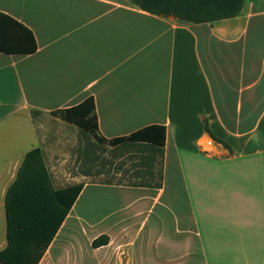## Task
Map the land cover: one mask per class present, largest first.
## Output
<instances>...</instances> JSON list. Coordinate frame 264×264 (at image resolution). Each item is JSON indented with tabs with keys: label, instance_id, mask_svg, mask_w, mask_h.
I'll return each instance as SVG.
<instances>
[{
	"label": "crops",
	"instance_id": "crops-1",
	"mask_svg": "<svg viewBox=\"0 0 264 264\" xmlns=\"http://www.w3.org/2000/svg\"><path fill=\"white\" fill-rule=\"evenodd\" d=\"M0 14L37 45L33 54L0 52V209L37 148L54 190L69 187L58 156L83 142L55 114L90 98L104 140L165 127L164 177L173 166L188 202L183 231L148 227L163 189L147 210L130 209L144 197L124 193L132 224L79 230L69 221L97 186L87 183L40 264H194L195 250L196 264H264V0L200 24L130 0H0ZM101 235L109 244L93 248Z\"/></svg>",
	"mask_w": 264,
	"mask_h": 264
},
{
	"label": "trees",
	"instance_id": "trees-1",
	"mask_svg": "<svg viewBox=\"0 0 264 264\" xmlns=\"http://www.w3.org/2000/svg\"><path fill=\"white\" fill-rule=\"evenodd\" d=\"M245 1L130 0L132 4L151 14L193 24L234 18L242 12ZM36 50L33 34L14 19L0 14V52L33 54ZM55 115L112 147L130 143L142 148L141 151L156 153L161 152L165 146L166 129L157 125L146 127L128 137L112 140L100 138L93 98ZM205 131L213 141L231 152L230 147L210 131L206 122ZM146 159L153 161L151 156ZM84 187L85 184H77L55 191L42 151L37 148L29 152L6 196L7 245L1 262L40 264ZM109 241L107 235H101L93 241L92 247L100 248L108 245Z\"/></svg>",
	"mask_w": 264,
	"mask_h": 264
},
{
	"label": "rangeland",
	"instance_id": "rangeland-1",
	"mask_svg": "<svg viewBox=\"0 0 264 264\" xmlns=\"http://www.w3.org/2000/svg\"><path fill=\"white\" fill-rule=\"evenodd\" d=\"M80 132L78 138L83 144L66 147L58 156L62 163L61 171L66 175L65 186L78 183L97 186L91 185L83 192L71 213L70 226L74 225L80 230L95 224L96 229H100L106 223V226L118 230L132 224L125 214L129 195L124 193L144 197L143 201H137L130 209L137 205L147 210L153 203L152 197L161 188L164 194L160 204L149 215L148 227H159L170 232L191 228L186 191L181 179L175 176L173 166L167 169L164 177V150L156 153L141 151L142 148L130 143L112 147L88 133ZM92 139L96 140L94 144ZM147 156L153 157V161H147ZM0 213V264H3L1 256L7 244L4 207ZM139 224L140 220L134 222V225ZM78 240L83 242L80 236ZM181 252L185 254L191 251L177 250V254ZM192 254L193 257L188 260L196 264L198 251H192Z\"/></svg>",
	"mask_w": 264,
	"mask_h": 264
}]
</instances>
